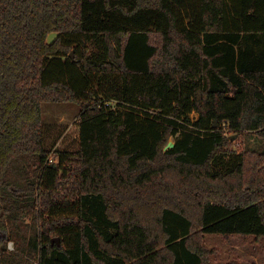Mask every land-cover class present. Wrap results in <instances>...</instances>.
<instances>
[{
    "label": "trees",
    "instance_id": "1",
    "mask_svg": "<svg viewBox=\"0 0 264 264\" xmlns=\"http://www.w3.org/2000/svg\"><path fill=\"white\" fill-rule=\"evenodd\" d=\"M68 101L76 149L43 122ZM251 130L264 0H0V264H234L205 237H264Z\"/></svg>",
    "mask_w": 264,
    "mask_h": 264
},
{
    "label": "rangeland",
    "instance_id": "2",
    "mask_svg": "<svg viewBox=\"0 0 264 264\" xmlns=\"http://www.w3.org/2000/svg\"><path fill=\"white\" fill-rule=\"evenodd\" d=\"M56 33L49 35L52 41ZM83 105L77 102H44L43 122L46 125L47 140L52 142L57 139L56 147L76 149L79 141L78 119ZM194 118L198 117L193 112ZM233 147L236 149L263 150L264 142L255 130L245 131L236 135ZM169 142H174L171 138ZM30 221V219H29ZM12 243V247H10ZM205 243L210 248H215L214 262H233L234 264L264 263V237L255 241L254 235H231L229 239L221 234H206ZM9 249L14 248V242L8 244Z\"/></svg>",
    "mask_w": 264,
    "mask_h": 264
},
{
    "label": "water",
    "instance_id": "3",
    "mask_svg": "<svg viewBox=\"0 0 264 264\" xmlns=\"http://www.w3.org/2000/svg\"><path fill=\"white\" fill-rule=\"evenodd\" d=\"M73 52H72V56H73ZM174 145V142H169L168 143V145H167V147H172ZM55 241H57L58 243H60V240H59V238H55V239H53L52 240V242H55Z\"/></svg>",
    "mask_w": 264,
    "mask_h": 264
},
{
    "label": "built area",
    "instance_id": "4",
    "mask_svg": "<svg viewBox=\"0 0 264 264\" xmlns=\"http://www.w3.org/2000/svg\"><path fill=\"white\" fill-rule=\"evenodd\" d=\"M52 160V159H51ZM10 247H12V243H10V245H9Z\"/></svg>",
    "mask_w": 264,
    "mask_h": 264
}]
</instances>
